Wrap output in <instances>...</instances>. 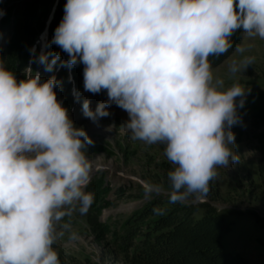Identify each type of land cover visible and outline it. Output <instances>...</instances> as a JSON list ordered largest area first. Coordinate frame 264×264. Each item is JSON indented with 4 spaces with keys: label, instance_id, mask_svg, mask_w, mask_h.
I'll return each instance as SVG.
<instances>
[{
    "label": "clouds",
    "instance_id": "1",
    "mask_svg": "<svg viewBox=\"0 0 264 264\" xmlns=\"http://www.w3.org/2000/svg\"><path fill=\"white\" fill-rule=\"evenodd\" d=\"M237 30L264 40V0H66L50 43L68 59L41 51L35 62L49 72L57 61L83 64L84 91L107 93L95 110L84 99V116L98 123L112 104L127 112L130 139L165 145L171 201H203L217 169L239 162L232 127L249 90L225 87L209 61L232 48ZM253 63L233 61L230 71ZM58 86L31 67L18 80L0 62V264H61L53 245L64 218L86 215L95 199L94 141L57 99Z\"/></svg>",
    "mask_w": 264,
    "mask_h": 264
},
{
    "label": "rangeland",
    "instance_id": "2",
    "mask_svg": "<svg viewBox=\"0 0 264 264\" xmlns=\"http://www.w3.org/2000/svg\"><path fill=\"white\" fill-rule=\"evenodd\" d=\"M23 1L0 3L3 10L0 23L5 20L9 9ZM53 3L45 16L39 15L42 28L25 53L27 59H23L25 54L15 57L12 66L14 71L19 70L18 80L24 76L26 67L40 74L44 69L42 64L35 62V56L41 51L47 52L53 45L50 43L53 38L50 30ZM7 38L8 33L0 30V47ZM238 46L244 47L245 51L237 52L236 47L222 63L212 66V71L215 78L224 81L225 87L239 83L249 90L244 106L238 109L241 123L232 127L235 134L233 148L238 153L239 162L227 169H217L219 174L210 182L205 200L189 197L182 204L208 203L224 213L227 221L233 224L222 238L223 250L240 255L248 264H264V40L242 34ZM246 57H253L254 63L245 70L232 73V62L240 63ZM63 60H67L65 54ZM66 70L70 72L68 67ZM41 78L46 80L44 75ZM86 98L89 99L87 95ZM89 100L90 107L95 110L98 103L94 97ZM109 111L111 115L98 123L86 118L83 112L75 117L70 113L75 125L82 126L94 141L88 147L93 166L88 190L95 194V199L86 215L76 212L71 219L64 218L62 223L67 225L61 229L64 235L53 245L61 264H128L118 250L123 245L117 239L126 230L125 222L151 199L152 194L170 195L172 192L165 184L173 167L164 155L165 145H147L130 139V133L123 125L128 119L127 112L115 104ZM160 162L169 165L166 173L157 168ZM201 213L202 210L195 216ZM251 214L258 216L260 221ZM88 215L96 216L94 231L89 226Z\"/></svg>",
    "mask_w": 264,
    "mask_h": 264
},
{
    "label": "trees",
    "instance_id": "3",
    "mask_svg": "<svg viewBox=\"0 0 264 264\" xmlns=\"http://www.w3.org/2000/svg\"><path fill=\"white\" fill-rule=\"evenodd\" d=\"M7 1L0 0V3ZM52 1L54 2L53 18L50 30L53 37L56 27L63 18L66 0H25L9 9L7 16L4 17L5 20L1 22L0 30L8 33V38L4 46L0 47V62L15 75L19 72L18 68L13 70L15 57L25 54L35 41L42 28L39 15H46ZM242 34V30H237L233 34V46L228 52L219 57H209L212 66L222 63L234 51L240 44ZM59 49L53 44L47 52L51 54L59 52L60 61L63 60L64 54L68 59L67 54ZM27 57L28 54H25L23 59ZM60 61H57L51 72L46 71V66L42 64L44 69L41 77L44 75V78L48 79L55 75L56 79L61 81V86L56 89L57 99L69 110V113L77 115L82 112V103L86 95L89 99L94 97L96 104L107 99L106 91L98 94L82 92L83 64L68 68L70 71L68 73L66 67L61 66ZM74 90L80 93L79 101L73 94ZM82 93L85 96H82ZM157 168L166 173L170 167L167 163L160 162ZM165 184L172 189L167 177ZM200 210L202 213L196 217L195 214ZM251 215L260 221L258 216ZM87 218L89 226L94 231L97 226L96 216L88 215ZM232 224L227 221L224 213L208 203L197 205L174 203L170 195L154 193L151 199L125 222L126 230L117 238L123 245L118 250L128 264H248L240 255L223 250L222 238L231 230Z\"/></svg>",
    "mask_w": 264,
    "mask_h": 264
}]
</instances>
